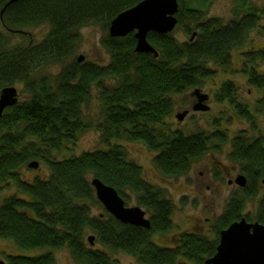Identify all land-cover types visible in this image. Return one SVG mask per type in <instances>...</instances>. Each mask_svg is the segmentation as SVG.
<instances>
[{
  "label": "trees",
  "instance_id": "trees-1",
  "mask_svg": "<svg viewBox=\"0 0 264 264\" xmlns=\"http://www.w3.org/2000/svg\"><path fill=\"white\" fill-rule=\"evenodd\" d=\"M141 1L19 0L0 17L6 30L0 32V91L20 84L25 93L0 119V184H11L16 191L1 202L0 239L40 251L33 256H8V264H55L54 251L60 249H66L77 264H117L112 257L117 253L139 264H203L216 253L220 232L233 222L245 217L264 226V194L257 198L255 187L264 177V140L241 131L232 140L229 159L242 168L248 187L230 198L213 237L183 232L173 247L153 242L155 234L172 229L175 205L162 189L142 178L141 167L122 142L144 144L154 153L153 165L165 179L184 177L212 147L217 148L212 145H224L223 133L186 135L169 129L167 121L175 110V98L201 88L212 78V67L231 66L232 52L244 46L258 19L247 0L245 12L227 24L217 18L203 21L202 10L178 0L176 29L189 39L179 41L174 31L149 33L147 40L158 52L155 58L135 52L134 33L113 38L108 32L114 18ZM8 2L0 0V13ZM39 26L49 28L42 41L11 43L15 34L24 36L23 30ZM86 26L103 29L107 63H79L74 58L80 31ZM257 58L264 63V50L246 55V64L252 65L244 73L250 86L263 89L264 74L255 67ZM53 66L61 67L58 74H41ZM95 92L94 119L88 106ZM237 93L232 82H225L215 97L235 105L237 116L255 129L251 109L239 103ZM255 111L264 113V95ZM91 130L99 132L105 149L75 154L73 147ZM34 161L48 170L45 179L24 177L23 171ZM93 178L113 187L126 203L133 200L143 208L150 229L123 224L106 212L93 215L94 208H102L91 185ZM256 199L253 217L244 215ZM88 233L100 248L89 244Z\"/></svg>",
  "mask_w": 264,
  "mask_h": 264
},
{
  "label": "rangeland",
  "instance_id": "rangeland-1",
  "mask_svg": "<svg viewBox=\"0 0 264 264\" xmlns=\"http://www.w3.org/2000/svg\"><path fill=\"white\" fill-rule=\"evenodd\" d=\"M188 6L196 7L202 10L203 21L217 18L222 23L227 24L233 20L236 14L245 12L246 0H197L190 3V0H183ZM248 7L261 15L259 23L253 30L243 47L232 52L231 66L223 68L212 67V78L206 80L200 89L203 94L210 97L207 105L210 106L208 113H193L192 107L197 102V98L193 96L195 89L187 94L175 98V110L173 115L167 121V126L172 131H180L186 135L204 131L214 133L216 129L221 130L227 138L226 144L212 145L217 147L208 152L201 160L193 164L192 170L186 177L178 179L163 178L153 165L154 153L139 142H122L127 149L129 157L141 167L142 178L151 185L162 189L165 197L175 205L172 216V229L165 234H155L152 238L153 242L163 247H173L175 240L180 233L197 232L213 237V228L216 227L218 219L224 213V209L234 194H240L236 189L227 185V173H234V168L238 165L229 160L231 152L230 140L241 131L247 132V135L253 139L264 137V113L255 111V104L264 95V88L258 89L249 85L248 78L244 70H248L250 65L246 64V55L250 51L264 50V0H247ZM47 26L33 27L23 30L24 36L15 34L11 37L12 44H27L28 41L40 42L48 33ZM0 32H6L0 20ZM81 40L78 50L74 56L77 59L83 56L86 62L97 64H105L108 62V54L102 46V39L105 33L98 26H86L80 31ZM173 35L179 41H187L189 38L180 29H175ZM256 59V69L260 74H264V63ZM61 67L53 66L42 71L41 74L56 75ZM225 82H232L238 90L235 95L240 104L246 105L251 109L254 116L255 129L245 119L236 116L233 108L228 101L218 102L215 94L217 90ZM19 99L25 98L23 86L16 84ZM89 115L95 119L98 113L97 94L94 93L93 101L88 106ZM88 107L86 108L88 110ZM85 109V110H86ZM189 110V115L185 117L183 122H179L176 115ZM87 114V112H86ZM252 130H255L252 131ZM74 153L78 154L85 151H93L96 149H105L101 143L100 134L96 130L84 133L77 145L73 147ZM221 162L225 167H221L216 162ZM240 169V168H239ZM227 171V172H226ZM219 174L214 180L211 173ZM48 170L44 166L37 169H27L23 171L24 177L28 181L35 178L45 179L48 176ZM13 185L0 184V205L4 198L15 194ZM263 194H258L257 198ZM258 199L246 206L244 215L255 214ZM127 206H138L135 201L127 202ZM104 208L96 207L93 209V215L104 214ZM92 236L88 233L86 238ZM97 248H100L98 244ZM40 251L26 250L18 247L13 241L0 239V260L8 264V256H33ZM42 252V251H41ZM55 264H77L70 257L66 249L54 251ZM117 264H139L133 258L122 254H112ZM185 264V263H180Z\"/></svg>",
  "mask_w": 264,
  "mask_h": 264
},
{
  "label": "water",
  "instance_id": "water-1",
  "mask_svg": "<svg viewBox=\"0 0 264 264\" xmlns=\"http://www.w3.org/2000/svg\"><path fill=\"white\" fill-rule=\"evenodd\" d=\"M19 0H9L0 13L2 16L5 8ZM179 11L178 0H143L133 8L119 14L111 21L108 32L113 38L125 37L134 33L136 39L135 52L153 54L158 57V52L147 40L149 33L166 35L172 33L178 25L177 13ZM196 37L193 34L191 40ZM83 56L77 61L82 63ZM193 96L197 102L193 111L207 112L210 108L206 105L208 95L200 89H195ZM19 102L16 87H5L0 91V119L4 111ZM188 111L176 115L179 122L187 116ZM30 169H37L39 163L34 161L28 165ZM236 183L244 187L246 178L239 175ZM264 183V180H263ZM95 196L100 204L112 217L123 224H130L142 229H150V220L146 212L139 206H126L124 199L111 186L104 184L97 178L91 180ZM89 244L94 245L95 237L87 238ZM0 264L5 262L0 260ZM203 264H264V226L259 222H248L245 217L233 222L228 228L222 230L219 235V243L216 253Z\"/></svg>",
  "mask_w": 264,
  "mask_h": 264
},
{
  "label": "flooded vegetation",
  "instance_id": "flooded-vegetation-1",
  "mask_svg": "<svg viewBox=\"0 0 264 264\" xmlns=\"http://www.w3.org/2000/svg\"><path fill=\"white\" fill-rule=\"evenodd\" d=\"M261 15L259 14V12H257V11H255V17H257V19H258V23H259V21H260V19H262L261 17H260ZM257 23V24H258ZM256 27H257V25H256ZM255 27V28H256ZM255 28L253 29V30H255ZM252 30V31H253ZM251 31V32H252ZM192 41V40H191ZM221 88V87H220ZM219 88V89H220ZM218 89V90H219ZM217 90V91H218ZM207 95V94H206ZM210 100V97H209V95H208V100L206 101V105H207V103H208V101ZM225 101H228V100H224L223 102H225ZM228 103L230 104V106H231V108H233V110H234V112H235V114H236V116H237V113H236V107H235V105H233V104H231L229 101H228ZM209 108H210V106L209 105H207ZM194 107V106H193ZM193 107H192V109H193ZM185 111H188V114H187V116L189 115V110H185ZM210 111V110H209ZM209 111H207V112H202V111H193L192 110V112L193 113H208ZM246 121V120H245ZM183 122V121H182ZM247 122V121H246ZM250 124V123H249ZM214 133H223V132H221V130H219V129H216L215 131H214ZM247 133V132H246ZM224 134V133H223ZM236 137V135L230 140V144H231V151H232V140L234 139ZM259 138V137H258ZM263 140H264V137L262 136L261 137ZM226 144V143H225ZM230 154H231V152H230ZM230 160V159H229ZM201 161V160H200ZM232 163H234L232 160H230ZM217 164H219L221 167H225V165L223 164V163H221V162H216ZM195 164V163H194ZM234 164H236V165H238L239 166V164H237V163H234ZM192 167H193V165H192ZM192 167H191V169H190V171H189V173L187 174V175H189L190 174V172H191V170H192ZM240 168V169H239ZM239 168H234L233 170H234V174L233 175H231L232 173H227L226 174V176H228V178H227V185L228 186H230V187H233L234 189H236L237 190V192H239L240 194L241 193H245L246 192V189H247V187H248V183H249V179L246 177V175L244 174V172H243V170H242V168L239 166ZM227 172V171H226ZM187 175H185L184 177H186ZM239 175H243L245 178H246V184H245V186L244 187H241V186H239L237 183H236V179H237V177L239 176ZM219 174H217V173H211V177L214 179V180H216L217 179V177L219 178ZM216 178V179H215ZM263 180H264V177L261 179V180H258L257 181V183H256V185H255V187H256V189H257V192H256V194H264V183H263ZM126 203V202H125ZM126 206H127V203H126ZM105 210V209H104ZM104 212H106V211H104ZM146 212V211H145ZM146 216L148 217V213L146 212ZM149 218V217H148Z\"/></svg>",
  "mask_w": 264,
  "mask_h": 264
}]
</instances>
